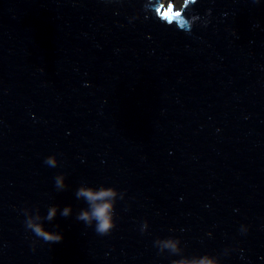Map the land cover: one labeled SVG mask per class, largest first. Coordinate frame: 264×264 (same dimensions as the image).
I'll return each instance as SVG.
<instances>
[{
  "label": "water",
  "instance_id": "1",
  "mask_svg": "<svg viewBox=\"0 0 264 264\" xmlns=\"http://www.w3.org/2000/svg\"><path fill=\"white\" fill-rule=\"evenodd\" d=\"M174 3L0 0V264H264V0Z\"/></svg>",
  "mask_w": 264,
  "mask_h": 264
},
{
  "label": "clouds",
  "instance_id": "2",
  "mask_svg": "<svg viewBox=\"0 0 264 264\" xmlns=\"http://www.w3.org/2000/svg\"><path fill=\"white\" fill-rule=\"evenodd\" d=\"M45 164L50 167H56V161L53 156H49L45 159ZM55 187L57 189L64 188L63 178L56 176ZM77 199L83 198L85 203L88 205V210H81L77 215L76 219L82 221L86 226L92 227L93 221L95 222V232L100 236H107L111 233L114 224V205L116 199V192L112 188H101L98 191L93 190L91 187L79 188L76 192ZM57 209L52 207L48 210L46 219L51 221L56 215ZM61 216L67 217L71 214V208L65 207L61 211ZM36 237L41 238L43 241L48 243H59L62 241V235L58 233H51L45 231L40 225L32 224L28 222L27 225ZM164 247L169 248L173 251L176 250V245L171 241H165ZM184 264V262H181ZM191 264H213L207 257L193 261Z\"/></svg>",
  "mask_w": 264,
  "mask_h": 264
},
{
  "label": "rangeland",
  "instance_id": "3",
  "mask_svg": "<svg viewBox=\"0 0 264 264\" xmlns=\"http://www.w3.org/2000/svg\"><path fill=\"white\" fill-rule=\"evenodd\" d=\"M184 1L185 0H162V3L168 7V3L175 2L173 8L176 7L174 10L177 11L182 6Z\"/></svg>",
  "mask_w": 264,
  "mask_h": 264
},
{
  "label": "bare ground",
  "instance_id": "4",
  "mask_svg": "<svg viewBox=\"0 0 264 264\" xmlns=\"http://www.w3.org/2000/svg\"><path fill=\"white\" fill-rule=\"evenodd\" d=\"M168 6H170V3H168ZM174 8H176V7H174Z\"/></svg>",
  "mask_w": 264,
  "mask_h": 264
}]
</instances>
